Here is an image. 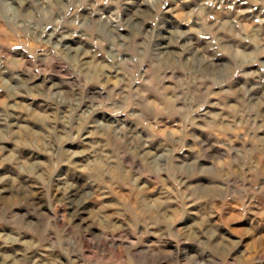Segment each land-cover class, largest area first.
Instances as JSON below:
<instances>
[{"label":"rangeland","instance_id":"374dc122","mask_svg":"<svg viewBox=\"0 0 264 264\" xmlns=\"http://www.w3.org/2000/svg\"><path fill=\"white\" fill-rule=\"evenodd\" d=\"M40 13L46 31L36 35L59 54L20 43L13 51L24 54L0 64V121L16 134L0 135V264H68L55 247L66 234L119 242L121 204L134 191L156 205L164 189L167 219L187 237L182 264H215L217 253L225 264H264V231L253 227L264 218V0H51ZM5 31L0 20V45ZM85 102L109 117L95 121L107 127L101 138L121 142L112 180L85 183L80 157L62 158L95 147ZM77 109L83 119L69 136ZM162 156L183 179L152 170ZM193 225L221 239L213 246Z\"/></svg>","mask_w":264,"mask_h":264},{"label":"clouds","instance_id":"9594fccd","mask_svg":"<svg viewBox=\"0 0 264 264\" xmlns=\"http://www.w3.org/2000/svg\"><path fill=\"white\" fill-rule=\"evenodd\" d=\"M42 3L44 6H50L51 0H15V2L14 0H0V20L3 21L6 27V31L3 34L4 43L0 45V64L14 62L9 57V52H12L13 57L24 54L18 49L13 51L15 45L20 43L24 44V52L29 51V49L43 52L48 48L51 53L59 54L55 47L51 46L50 40L44 43L42 37L36 35L37 29L41 32L46 31V28L43 27V22H46L48 15L46 13H40ZM128 3L134 4L135 0H128ZM24 5H29L35 10L31 19L22 17L19 14L24 10ZM69 7L74 10L77 5L70 3ZM79 7H85V4L81 3ZM87 7L95 11L94 5L89 4ZM64 8L65 6L62 4L58 3L56 5V9L58 10ZM51 11L52 8L49 7V12ZM12 13H16V15H12ZM61 19L64 20L65 17L62 16ZM29 40L36 41L35 47L28 44ZM68 51L70 52L72 50L69 49ZM72 63L73 61L69 57V65H66V67H70ZM14 92L15 90H13V94ZM105 103H109L107 99ZM111 103L115 105L116 101L113 100ZM73 107L75 108L76 105L74 104ZM84 107L88 109L87 115L89 117L87 121H84V127L95 128L96 136L92 140V144L95 147L88 146L87 153H65L62 158L67 159L70 164H73V156L80 157L82 163L76 164L75 167H85L89 172V176L83 177L85 183L91 182L93 176L99 177L100 175L112 180L111 170L120 167L117 152L121 142L113 140L109 143L107 138H101L102 133L107 131V127L104 124H96L95 121L106 120L109 117L106 113H98L96 116H92V108L87 102H85ZM82 110L84 109H77L74 113H70L72 123L66 128V134L69 136L74 130L73 125L78 124L83 119L79 114ZM113 110L116 111L117 109L114 108ZM0 124L5 125V127L0 128V135L15 137L16 134L12 131L11 126L7 124V119L0 121ZM97 138H101L98 144L96 143ZM80 139L83 141L84 137H80ZM53 142H56L54 138L50 143ZM152 170L168 172L170 176L179 179H183L186 175V172L182 168L171 167L166 156L160 157L159 168ZM133 174L135 175L136 172L134 171ZM112 182L115 184L121 183L119 179L113 180ZM172 187L179 195L181 186L173 183ZM145 192L148 196L153 195L152 193H147V190ZM171 196L172 193L164 189L161 192V201L153 205L151 200L145 199L144 196L137 199L133 191L128 200L121 204L120 211L122 213V219L120 222L123 227L118 229L121 234L119 242H116L115 237H110L108 241L101 245L95 241L88 242L85 237L82 243L76 236L66 234L55 243V247L60 248L65 253L68 264H182V258L189 254V246L182 244L183 240L187 237L184 234L178 233L172 222L167 219V215H175L169 207V198ZM235 198L242 201L247 196L246 193L241 191ZM177 202L179 203V201ZM212 211L214 209H210V212ZM246 211L247 205H244L241 214ZM206 224L207 221H205ZM130 225L135 226V233L132 231ZM253 227L256 231H264V218L254 223ZM192 231L200 233L213 246H215L213 237L221 239L215 232L209 234L206 228H201L199 225H193ZM173 235L176 237V241L181 242L180 244L169 239V236ZM0 238L7 239L2 235H0ZM222 243L228 245L230 241L222 239ZM192 247L195 248V245H192ZM168 249L171 250L169 251ZM86 250L91 253L90 256L85 255ZM201 254L204 256L211 255V253L204 251L203 248H196V255ZM73 256H75V260H73ZM212 259L215 260V264H225V258L218 253L212 256ZM259 259L260 257H257V260Z\"/></svg>","mask_w":264,"mask_h":264}]
</instances>
